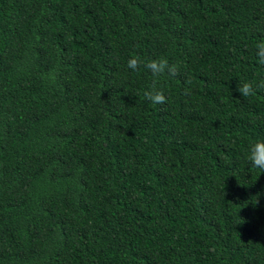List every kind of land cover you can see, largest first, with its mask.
<instances>
[{
  "label": "trees",
  "instance_id": "16d2710c",
  "mask_svg": "<svg viewBox=\"0 0 264 264\" xmlns=\"http://www.w3.org/2000/svg\"><path fill=\"white\" fill-rule=\"evenodd\" d=\"M261 41L264 0H0V264H264Z\"/></svg>",
  "mask_w": 264,
  "mask_h": 264
},
{
  "label": "clouds",
  "instance_id": "9594fccd",
  "mask_svg": "<svg viewBox=\"0 0 264 264\" xmlns=\"http://www.w3.org/2000/svg\"><path fill=\"white\" fill-rule=\"evenodd\" d=\"M256 55L259 58V62L264 64V41H261L255 45ZM141 66L145 67L151 72L152 76L156 79L153 80V85L156 84L157 79L165 73L167 70L170 73L176 71L175 66H169L167 59L160 58L145 62H142L139 57L132 56L128 62L127 67L133 72L138 71ZM259 87H264V83H261ZM236 91L242 97L254 96L255 91L251 83H243L237 86ZM144 97L153 104H163L166 101L162 91H157L155 87L151 91H145ZM247 159L252 163L254 168H258L261 172H264V141H256L250 145L247 153Z\"/></svg>",
  "mask_w": 264,
  "mask_h": 264
}]
</instances>
